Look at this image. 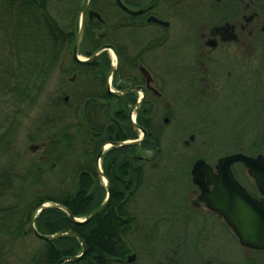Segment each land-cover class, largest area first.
I'll return each mask as SVG.
<instances>
[{"label": "flooded vegetation", "instance_id": "af4514ba", "mask_svg": "<svg viewBox=\"0 0 264 264\" xmlns=\"http://www.w3.org/2000/svg\"><path fill=\"white\" fill-rule=\"evenodd\" d=\"M82 4L74 20L73 43L64 53L70 62L67 68H58L62 75L59 91L62 94L63 81L68 80L63 102L71 112L69 150L77 154V164H83L85 154H90L88 161L95 170L96 158L103 150L99 162L103 188L105 180L111 186L105 170L107 174L112 167L121 171L114 176L119 186V206L114 214L122 224L119 234L123 239L114 245L124 252L121 258L102 264H236L235 246L228 242L232 236L243 253V264H264V251L242 247L221 215L201 201L202 190L194 184L192 170L196 161L204 159H196L189 170L188 163H166V170L156 162L161 132V126L156 125L157 107L177 103L213 106V111L219 105L231 108L244 101L260 124L257 131L264 133V0H90L76 54L84 61L94 57L91 65L73 59ZM91 12L100 19H90ZM108 89L116 96L108 94ZM141 100L133 120L145 130L148 141L128 146L133 149L123 161L121 150L127 147L112 144L139 139L130 112ZM245 112L247 116V108ZM125 120L132 128L128 132L123 131ZM168 123L169 118H163L162 124ZM188 130L192 127L186 126ZM197 137V131H192L184 149H191ZM111 151L118 154L116 162L107 159ZM218 161L213 165L205 161L213 176L218 175ZM231 171L264 205V195L252 173L242 164L233 165ZM242 172L250 174L253 190L238 179ZM171 173L177 178L168 181ZM203 183L209 193L214 190L206 175ZM185 191L187 194H182ZM111 193L112 200V187ZM146 195L155 200L154 206L163 205L158 215L140 211L139 202L148 198ZM106 197L107 191L104 201ZM136 245L144 257L136 253Z\"/></svg>", "mask_w": 264, "mask_h": 264}, {"label": "trees", "instance_id": "16d2710c", "mask_svg": "<svg viewBox=\"0 0 264 264\" xmlns=\"http://www.w3.org/2000/svg\"><path fill=\"white\" fill-rule=\"evenodd\" d=\"M81 4L82 0H0L1 29L4 30V39L10 43L11 55H18L20 59L19 54L22 51L25 54L22 59L26 67L25 73L19 75L7 72L5 80H0V87L8 102L14 106L15 115H22L24 110L28 111L37 104L47 78L55 69L63 66V55L73 43L76 31L74 20ZM55 6L61 11L57 13L58 16L52 13L55 11ZM22 43H26L27 46L21 50ZM62 105L65 104L57 102L55 109L59 110ZM6 119L15 121L11 116H6ZM54 121L56 120L49 119L44 125L48 126L46 131L50 130L46 134V139L53 148L57 162L60 163L70 155L69 125L65 126L60 121ZM13 128L14 125L4 129L0 136V159L10 154L12 140L9 142L10 140L6 138L9 130ZM52 129L55 130L52 132ZM130 130H132L131 126L125 120L123 131ZM132 149L133 147H127L121 150L124 154L123 161H126L125 154ZM116 156L118 157V154L111 151L107 159L116 162ZM89 157L90 154H85L84 163L75 168L76 179L69 181V185L65 188H59L52 197L30 194L28 189H24V185L18 187L19 181L39 182L44 175L40 163L30 162L23 176L17 174L11 160L14 158L9 160L7 169H0V264L6 257L14 259L15 256L10 249L6 254L3 251L8 247L19 246L27 236H31L41 246L28 249L25 256H22L25 264H57L62 258L80 255L81 245L73 237L63 236L53 242H43L33 236L29 229V218L43 204L54 203L62 205L74 218L85 219L103 203L106 191L99 182L92 164H89ZM122 172L125 173V170ZM105 173L111 183L114 196L105 212L89 224L74 225L64 211L55 209L45 210L35 220V228L41 235L51 236L71 230L83 239L87 254L78 264H89L90 261L102 264L107 259L121 258L124 252V248L119 249L114 245L122 243L119 234L122 224L114 214L119 206V200L116 198L119 186L114 176L121 171L112 167L108 170V174L106 170ZM6 196L12 198L20 196L21 199L17 200L13 207H3ZM25 225H28V230L25 229Z\"/></svg>", "mask_w": 264, "mask_h": 264}, {"label": "rangeland", "instance_id": "374dc122", "mask_svg": "<svg viewBox=\"0 0 264 264\" xmlns=\"http://www.w3.org/2000/svg\"><path fill=\"white\" fill-rule=\"evenodd\" d=\"M57 9L58 7L55 6V11H52L56 16H58L57 13L61 12ZM1 26L2 24L0 23V80H5V73L20 75L21 73H25L26 67H24L22 61L25 57L23 51L19 54L20 59H18V55H11L10 43L4 39V30L1 29ZM21 46L22 50L27 44L22 43ZM63 59V67L67 68L70 58L63 55ZM61 80L62 75L59 74L58 69H55L47 78L37 104L33 105L28 111L24 110V114L22 113V115L14 114V106L8 102L7 97L4 96V92L0 87V136L4 129H8L14 125V128L9 130L6 138V140H10L9 142L12 140L10 154L0 159V169H7L9 160L14 158L11 159L13 161L12 164L17 174L23 176L30 162L40 163V169L44 173L39 180L40 183L33 182V180L30 182L19 181L18 187L21 188L24 185V189H28L30 194L36 193L37 195H49L52 197L59 188H65L69 185V181L72 182L76 179L74 170L78 165L75 158L77 154L72 152L63 162L59 163L56 160L55 154H53L51 144L46 139V134L50 130L46 131L48 126H45L44 123L49 121V119H55L56 121L54 122L60 121L63 125H69V127L72 124L69 106L62 102L63 97L68 95V90L66 89L68 88V80L63 81L62 88L64 90L60 94L59 87ZM57 102L60 104L64 103L65 105H62L57 110L55 109ZM176 104L173 103L170 107L156 108V125L161 126V132L157 139L159 142L160 157L156 162L158 165L164 164L163 167L166 170H168L165 166L166 163L168 165L188 163L189 170L193 162L198 158H202L213 165L223 156L238 153L253 158L258 155L264 157V133L257 131L260 124L256 121V117L252 113L250 114V107L244 106V101L231 108L219 105V109L216 107L213 111H210L213 106L185 107L181 104ZM247 105H249L248 97ZM246 108L247 116L245 114ZM6 116L13 117L15 121L7 120ZM165 117L169 118V123L166 125L162 124V120ZM8 124L10 125L8 126ZM186 126H191L192 131H197L198 133L195 143L191 146V149L187 150L184 149V142L188 141V136L192 131H186ZM54 130L52 129V132ZM69 131L70 128L68 129ZM148 154L150 155L151 153ZM170 168L172 169V166ZM168 177V181L177 178L174 176V173H171ZM238 179L247 189L253 190L252 178L248 172L247 175H244L243 172L239 173ZM182 194L187 193L185 191ZM19 199H21L20 196L14 198L6 196L2 206L13 207ZM24 199L26 200V198ZM152 199L148 197L140 201V211L144 214L147 213V215L151 214L155 216L162 211L163 205L154 206L156 203ZM146 205L152 206L147 208ZM3 213L7 214L5 212ZM25 229L28 230V225H25ZM229 238L231 239L228 241L230 245L232 247L233 245L235 246V248L233 247L232 253L238 260L236 264H243V253L238 249V244L233 236ZM130 241L134 242L135 240L131 239ZM40 246L39 242L31 236H27L19 246L13 248L8 247L6 251H3L6 254L10 249V252H13L15 256L14 259L6 257L2 264H25L22 256H25L28 249L32 250L40 248ZM135 248L137 249V254L140 255V253H143V251L138 249L137 245ZM139 257L144 256L140 255Z\"/></svg>", "mask_w": 264, "mask_h": 264}, {"label": "water", "instance_id": "95a60500", "mask_svg": "<svg viewBox=\"0 0 264 264\" xmlns=\"http://www.w3.org/2000/svg\"><path fill=\"white\" fill-rule=\"evenodd\" d=\"M89 1L90 0H84L82 4L80 32L78 34L74 48L73 59L80 65H91L95 59L93 57L88 61L80 60L76 54L84 34L86 11ZM93 16L100 19L98 14L93 12L89 13L90 19ZM107 91L111 96H116V94H113L109 89ZM144 93L145 92H143V97ZM142 102L143 101L141 100V102H139V104H137L130 112L131 125L140 132L139 139L131 142L112 144L114 147H128L148 141L145 130L136 125L135 121L133 120V112L142 105ZM165 123H167V121H165ZM151 146L154 150L153 157H156V147L153 143H151ZM102 155L103 150L97 156L95 163V172L99 180L104 178L99 163ZM235 164H242L249 172L252 173L259 192L264 195V157L262 155H259L255 158L243 154H234L223 157L219 159L216 166V170L218 172L217 176H213L211 168L205 163L204 160L200 159L196 161L192 170L193 182L202 190V195L200 198L201 201L207 204L212 211H215L221 215L225 223L233 231L242 247L264 251V205L254 199L251 194L235 180L231 171V167ZM202 174L206 175L208 178V183L214 186V190L211 193L204 189L205 184L203 183ZM104 188L107 191V197L105 201L85 219H76L62 205H50V203L43 204L31 214L29 218V229L31 233L39 240L44 242H53L55 240L61 239L63 236H70L80 243L82 251L79 256L62 258L57 264L78 263L84 259L87 253V248L83 239L70 230H65L51 236L41 235L35 228V220L45 210L55 209L64 211L68 215L69 221L74 225L89 224L96 217L101 215L110 203L112 196L111 186L106 180ZM132 259H134V257H130V260Z\"/></svg>", "mask_w": 264, "mask_h": 264}]
</instances>
